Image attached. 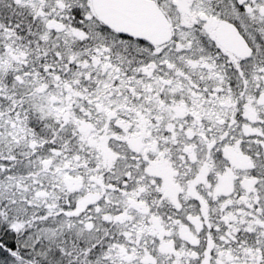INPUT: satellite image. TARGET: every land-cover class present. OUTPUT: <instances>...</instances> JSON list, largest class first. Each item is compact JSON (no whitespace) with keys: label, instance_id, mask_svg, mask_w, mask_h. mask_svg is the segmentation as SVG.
Instances as JSON below:
<instances>
[{"label":"snow or ice","instance_id":"obj_1","mask_svg":"<svg viewBox=\"0 0 264 264\" xmlns=\"http://www.w3.org/2000/svg\"><path fill=\"white\" fill-rule=\"evenodd\" d=\"M0 264H264V0H0Z\"/></svg>","mask_w":264,"mask_h":264}]
</instances>
